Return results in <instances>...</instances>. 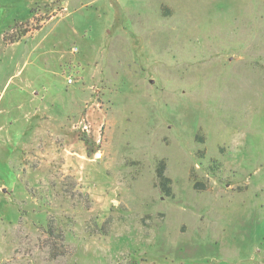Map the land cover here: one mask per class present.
Segmentation results:
<instances>
[{"label": "rangeland", "instance_id": "rangeland-1", "mask_svg": "<svg viewBox=\"0 0 264 264\" xmlns=\"http://www.w3.org/2000/svg\"><path fill=\"white\" fill-rule=\"evenodd\" d=\"M22 15L0 56V110L21 102L0 115V264H264V0Z\"/></svg>", "mask_w": 264, "mask_h": 264}, {"label": "crops", "instance_id": "crops-1", "mask_svg": "<svg viewBox=\"0 0 264 264\" xmlns=\"http://www.w3.org/2000/svg\"><path fill=\"white\" fill-rule=\"evenodd\" d=\"M56 2V1H60V0H0V19L4 20V24H6V27L12 25V23H14L15 20L21 18L20 14H23L22 16H26L28 15V12L30 10V7L34 4H38V3H51V2ZM68 1V0H66ZM18 7H21V10H17ZM6 14L8 18V21H6ZM2 16L4 18H2ZM19 16V17H18ZM17 18V19H16ZM5 27V28H6ZM2 27L0 29V56H3L7 50H10L11 48H19L20 45L22 44V41H24L25 39H27L29 34H26L24 36V38L20 39L18 42L13 43V44H7L4 45L3 44V40H2V32L5 30V28ZM41 41L39 40L38 42H34L33 46L31 47L29 53H32L33 51L36 52L37 48L41 46ZM2 61H0V74L2 73ZM16 75V74H15ZM10 79V78H9ZM9 79L7 80V83L9 82ZM16 104V105H15ZM16 106L17 105H21V102L19 101H11L8 106L4 107V109L0 110V115H5V113L8 112L7 109H9V107L12 106ZM7 110V112H6ZM14 122H11L10 125H12ZM1 129V127H0Z\"/></svg>", "mask_w": 264, "mask_h": 264}, {"label": "trees", "instance_id": "trees-1", "mask_svg": "<svg viewBox=\"0 0 264 264\" xmlns=\"http://www.w3.org/2000/svg\"><path fill=\"white\" fill-rule=\"evenodd\" d=\"M21 30L19 27V22L14 21V23L6 28L2 34L3 42L8 44H13L18 42L25 35H21ZM156 185L159 188L160 192L165 196L171 197V180L165 177V164L160 162L156 168Z\"/></svg>", "mask_w": 264, "mask_h": 264}, {"label": "built area", "instance_id": "built-area-1", "mask_svg": "<svg viewBox=\"0 0 264 264\" xmlns=\"http://www.w3.org/2000/svg\"><path fill=\"white\" fill-rule=\"evenodd\" d=\"M73 82H74L73 78H71V77H68V78H67V83H68V84L71 85V84H73Z\"/></svg>", "mask_w": 264, "mask_h": 264}]
</instances>
